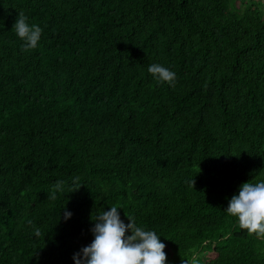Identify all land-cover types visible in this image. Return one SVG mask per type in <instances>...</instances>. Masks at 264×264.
<instances>
[{"label": "trees", "instance_id": "obj_1", "mask_svg": "<svg viewBox=\"0 0 264 264\" xmlns=\"http://www.w3.org/2000/svg\"><path fill=\"white\" fill-rule=\"evenodd\" d=\"M261 181L264 0H0V264H74L112 206L165 264H264L226 212Z\"/></svg>", "mask_w": 264, "mask_h": 264}, {"label": "clouds", "instance_id": "obj_2", "mask_svg": "<svg viewBox=\"0 0 264 264\" xmlns=\"http://www.w3.org/2000/svg\"><path fill=\"white\" fill-rule=\"evenodd\" d=\"M27 17L19 13L13 25L17 36L25 41V51L35 49L40 40L42 29L39 26L26 23ZM148 72L157 80L175 86L176 74L162 65L152 64ZM79 177L75 178L73 184ZM63 181H57L55 190H62ZM194 180H192V185ZM81 185L75 186L73 191ZM72 192V191H71ZM55 200V194L50 196ZM117 206L102 211L94 221L91 232L94 236L90 245L83 247L73 255L74 264H165L167 259L163 244L157 234L151 230L137 227L133 217L128 216L129 223L125 224L117 211ZM226 212L238 220L241 229L249 235L264 239V181L255 184L245 182L240 186L239 194L232 196ZM71 213L64 212V219L70 218ZM31 223V221H29ZM130 232V235H126ZM35 235H41L35 229ZM195 264V262H193Z\"/></svg>", "mask_w": 264, "mask_h": 264}, {"label": "rangeland", "instance_id": "obj_3", "mask_svg": "<svg viewBox=\"0 0 264 264\" xmlns=\"http://www.w3.org/2000/svg\"><path fill=\"white\" fill-rule=\"evenodd\" d=\"M205 257H207V256H205Z\"/></svg>", "mask_w": 264, "mask_h": 264}]
</instances>
